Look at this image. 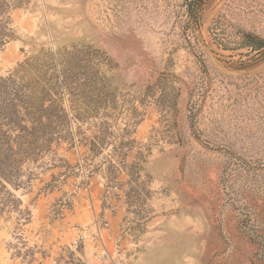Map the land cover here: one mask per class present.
Wrapping results in <instances>:
<instances>
[{
	"label": "rangeland",
	"instance_id": "374dc122",
	"mask_svg": "<svg viewBox=\"0 0 264 264\" xmlns=\"http://www.w3.org/2000/svg\"><path fill=\"white\" fill-rule=\"evenodd\" d=\"M180 4L0 0V264H264V0Z\"/></svg>",
	"mask_w": 264,
	"mask_h": 264
},
{
	"label": "trees",
	"instance_id": "16d2710c",
	"mask_svg": "<svg viewBox=\"0 0 264 264\" xmlns=\"http://www.w3.org/2000/svg\"><path fill=\"white\" fill-rule=\"evenodd\" d=\"M212 0H181L180 8L183 10L184 31L189 29H197L199 26L200 16ZM241 48H247L251 52H256L260 56H264V39L258 38L252 34H244L237 42ZM224 49H231L223 46ZM92 145V153H94L95 145ZM252 231L246 232L253 243L262 244L260 239L264 238L263 231L259 226L252 224ZM32 257V256H31Z\"/></svg>",
	"mask_w": 264,
	"mask_h": 264
}]
</instances>
